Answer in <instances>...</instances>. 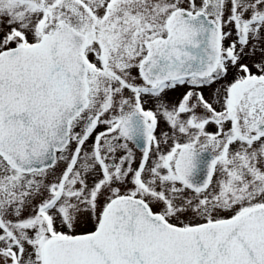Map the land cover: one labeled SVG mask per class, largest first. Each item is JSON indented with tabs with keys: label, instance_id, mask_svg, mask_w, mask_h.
Wrapping results in <instances>:
<instances>
[{
	"label": "snow or ice",
	"instance_id": "obj_1",
	"mask_svg": "<svg viewBox=\"0 0 264 264\" xmlns=\"http://www.w3.org/2000/svg\"><path fill=\"white\" fill-rule=\"evenodd\" d=\"M0 264H264V0H0Z\"/></svg>",
	"mask_w": 264,
	"mask_h": 264
},
{
	"label": "rangeland",
	"instance_id": "obj_2",
	"mask_svg": "<svg viewBox=\"0 0 264 264\" xmlns=\"http://www.w3.org/2000/svg\"><path fill=\"white\" fill-rule=\"evenodd\" d=\"M210 130H214V129H210Z\"/></svg>",
	"mask_w": 264,
	"mask_h": 264
}]
</instances>
